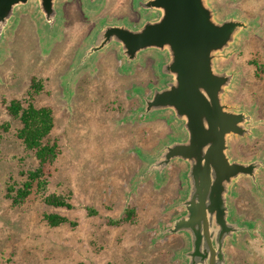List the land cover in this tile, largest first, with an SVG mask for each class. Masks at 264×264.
Returning <instances> with one entry per match:
<instances>
[{"label":"rangeland","instance_id":"1","mask_svg":"<svg viewBox=\"0 0 264 264\" xmlns=\"http://www.w3.org/2000/svg\"><path fill=\"white\" fill-rule=\"evenodd\" d=\"M219 1L226 13L253 21V30L225 59L238 72L226 98L259 121L256 136L233 142L232 155L248 159L264 153V0ZM63 3L51 46L47 26L30 8L18 10L0 46V264H177L184 245L180 235L155 236L179 212L173 204L182 189L183 166L172 163L164 181L150 176L135 183L143 167L141 153L178 137L166 115L133 114L141 105L137 88L148 95L150 85L162 82L161 54L144 51L125 72L128 65L120 68L122 57L111 46L74 70L79 48L99 23L126 19L136 24L142 15L133 0H104L93 15L83 9L86 0ZM34 80L39 86L32 88ZM24 98L51 109L53 126L45 141H55L58 154L47 166L44 192L34 185L15 205L6 197L7 187L21 186L38 162L16 136L19 120L6 110L12 100ZM260 182L262 197L246 179L235 188V217L259 229L242 234L239 244L229 243L230 264H264V171ZM43 193L64 195L71 206L48 204ZM46 213L68 221L49 226Z\"/></svg>","mask_w":264,"mask_h":264},{"label":"water","instance_id":"2","mask_svg":"<svg viewBox=\"0 0 264 264\" xmlns=\"http://www.w3.org/2000/svg\"><path fill=\"white\" fill-rule=\"evenodd\" d=\"M62 1L0 0V46L23 8H30L47 26L51 46L57 37L53 31ZM86 2L89 9H83L93 15L104 0ZM132 4L141 20L136 24L126 19L99 23L79 48L74 70L111 46L122 57L120 68L124 62L128 65L125 72H131L142 52L161 54L158 69L163 83L150 85L148 95L137 88L134 94L141 105L133 114L142 118L166 115L178 137L141 153L143 167L135 183L150 176L164 181L170 165L180 163L182 189L173 204L179 212L169 225L156 230L155 237L180 235L184 245L176 254L177 264H230L229 243L239 244L242 234L254 235L259 229L235 217L232 205L240 179L248 180L254 193L262 197L264 153L248 159L232 155L233 142L256 136L259 121L255 113L226 98L238 72L225 59L253 30V21L226 13L219 0H133Z\"/></svg>","mask_w":264,"mask_h":264},{"label":"trees","instance_id":"3","mask_svg":"<svg viewBox=\"0 0 264 264\" xmlns=\"http://www.w3.org/2000/svg\"><path fill=\"white\" fill-rule=\"evenodd\" d=\"M39 86L34 80L32 88ZM8 114L15 119H18L20 126L16 131V136L21 140L26 149L32 150L37 159L35 168L27 171L26 180L21 186L15 188L13 185L7 187L6 197L10 198L12 204H20L32 192L34 185L39 192H44L43 189L47 184L46 169L51 164L58 154V145L54 141L49 143L45 141L53 126L52 112L49 107L35 106L30 98L14 99L7 106ZM43 200L53 206H61L69 208L71 206L67 197L61 194H45ZM130 209L126 210L129 214ZM44 219L49 226H58L59 224L68 221L66 217L58 213H46Z\"/></svg>","mask_w":264,"mask_h":264},{"label":"flooded vegetation","instance_id":"4","mask_svg":"<svg viewBox=\"0 0 264 264\" xmlns=\"http://www.w3.org/2000/svg\"><path fill=\"white\" fill-rule=\"evenodd\" d=\"M64 1H65V0H63V2H64ZM66 1H69V0H66ZM62 8H63L62 12L65 11V10H64V8H65V4H64V3L62 4V2H61V9H62ZM78 8H79V5H78ZM37 20H38V18H37ZM33 22H34V21H33ZM64 22H65V21H64ZM64 22H63V23H64ZM66 22H67V21H66ZM66 22H65V23H66ZM65 23L63 24V26L65 25ZM63 26H62V27H63ZM62 27H61V29H62ZM249 64H250V63H249ZM254 66L256 67L255 64H254Z\"/></svg>","mask_w":264,"mask_h":264}]
</instances>
